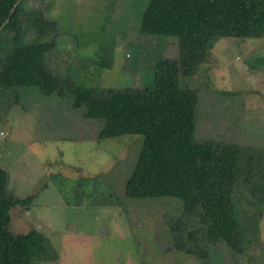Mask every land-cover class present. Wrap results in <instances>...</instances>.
<instances>
[{"label":"rangeland","instance_id":"rangeland-1","mask_svg":"<svg viewBox=\"0 0 264 264\" xmlns=\"http://www.w3.org/2000/svg\"><path fill=\"white\" fill-rule=\"evenodd\" d=\"M150 4L27 0V10L57 23L47 37L56 41L45 62L51 74L99 92L125 91L152 88L159 61L179 58L178 39L143 34ZM37 40L27 27L23 44ZM182 86L199 97L195 144L243 152L233 191L243 253L207 240L199 243L209 251L205 259L178 252L171 225L182 217V201L127 195L143 137L102 139L105 123L75 109L68 90L0 89V167L10 174V192L35 196L29 208L14 210L11 231L34 226L51 251L34 264H264V36L215 44L211 60Z\"/></svg>","mask_w":264,"mask_h":264},{"label":"trees","instance_id":"trees-1","mask_svg":"<svg viewBox=\"0 0 264 264\" xmlns=\"http://www.w3.org/2000/svg\"><path fill=\"white\" fill-rule=\"evenodd\" d=\"M27 9V0H0V27L9 20L0 31V89L37 88L47 96L68 90L75 109L84 107L87 118L105 123L102 139L143 137L144 147L127 195L182 201V217L173 219L171 225L176 251L205 259L209 251L199 243L207 240L225 242L241 255L245 236L233 191L243 152L237 147L195 144L199 97L183 87L182 81L194 77L211 60L220 41L262 38L264 0H151L143 34L178 39L179 58L159 61L150 89L102 92L77 82L64 83L49 72L45 62L56 41L47 37L57 23L48 20L42 10L31 13ZM29 26L36 29L38 40L23 44ZM9 175L0 167V264L48 259L49 241L34 226L27 234L11 231L14 210L29 208L35 196L10 192ZM190 221L198 225L185 229Z\"/></svg>","mask_w":264,"mask_h":264},{"label":"water","instance_id":"water-1","mask_svg":"<svg viewBox=\"0 0 264 264\" xmlns=\"http://www.w3.org/2000/svg\"><path fill=\"white\" fill-rule=\"evenodd\" d=\"M21 4V3H20ZM9 20H7V22H8ZM7 22L3 25V26H1L0 27V31L7 25Z\"/></svg>","mask_w":264,"mask_h":264}]
</instances>
